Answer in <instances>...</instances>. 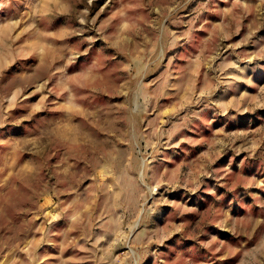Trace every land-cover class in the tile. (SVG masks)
I'll use <instances>...</instances> for the list:
<instances>
[{"label": "rangeland", "instance_id": "obj_1", "mask_svg": "<svg viewBox=\"0 0 264 264\" xmlns=\"http://www.w3.org/2000/svg\"><path fill=\"white\" fill-rule=\"evenodd\" d=\"M0 213V264H264V0H0Z\"/></svg>", "mask_w": 264, "mask_h": 264}, {"label": "bare ground", "instance_id": "obj_2", "mask_svg": "<svg viewBox=\"0 0 264 264\" xmlns=\"http://www.w3.org/2000/svg\"><path fill=\"white\" fill-rule=\"evenodd\" d=\"M48 129H49V128H48ZM76 134H77V132H76ZM53 135H54V134H53ZM77 136H78V135H77ZM53 137H54V136H53ZM57 137H58V136H57ZM59 138H61V137H59ZM59 138H57V139H59ZM55 139H56V138H55ZM57 139H56V140H57ZM56 140H55V141H56ZM62 140H63V139H62ZM65 140H66V139H65ZM77 140H78V139H77ZM55 141H53V142H55ZM59 141H60V140H59ZM59 141H58V142H59ZM63 141H64V140H63ZM60 142H61V141H60ZM65 142H67V141H65ZM65 142H64V144H65ZM55 144H58V143L55 142ZM62 144H63V143H61L60 146H62ZM67 144H68V143H67ZM68 145H69V144H68ZM57 146H58V145H57ZM65 147H66V146H65ZM7 163H8V162H7ZM7 165H9V164H7ZM9 166H10V165H9ZM32 191H33V190H32ZM0 214H1V213H0ZM1 216H2V215H0V217H1ZM1 218H2V217H1ZM1 218H0V219H1ZM0 221H1V220H0Z\"/></svg>", "mask_w": 264, "mask_h": 264}]
</instances>
